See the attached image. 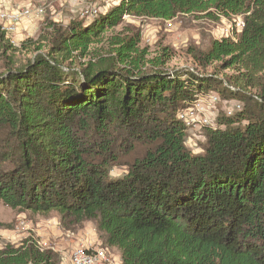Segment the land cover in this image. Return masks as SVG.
I'll list each match as a JSON object with an SVG mask.
<instances>
[{
  "label": "trees",
  "instance_id": "trees-1",
  "mask_svg": "<svg viewBox=\"0 0 264 264\" xmlns=\"http://www.w3.org/2000/svg\"><path fill=\"white\" fill-rule=\"evenodd\" d=\"M182 15L244 21L234 41L214 40L192 56L203 70L216 64L243 72L228 82L252 103L218 115L215 128L204 130L200 154L185 146L177 114L223 85L218 71L165 70L168 49L142 70L140 31H114L126 16ZM108 33L106 56L69 65ZM41 41L17 65L0 31V201L55 212L66 229L93 222L121 264H264V0H119L89 24H52ZM228 82L224 89L233 95ZM137 147L143 154L121 163L120 154ZM115 166L126 169L112 176ZM0 264L61 260L28 238L3 244Z\"/></svg>",
  "mask_w": 264,
  "mask_h": 264
},
{
  "label": "rangeland",
  "instance_id": "rangeland-1",
  "mask_svg": "<svg viewBox=\"0 0 264 264\" xmlns=\"http://www.w3.org/2000/svg\"><path fill=\"white\" fill-rule=\"evenodd\" d=\"M18 1L17 4L19 5ZM118 3L119 0H31L28 5L36 10L34 15L23 21L14 34L8 35L7 38L5 37L12 49H14L12 55L16 61L15 63L17 65L23 64L33 57V52H35V47H37L38 43L44 44V42H39V40L50 33L52 24L63 27L73 21L89 24L98 16L107 13ZM23 4L24 6L27 5L26 3ZM87 10L95 11L96 16L88 17L84 15ZM198 17L201 16L182 15L170 21H162L127 16L124 18L123 25L114 31L115 34H118L127 26L140 31L141 42L138 48L145 51L142 70H149L151 66H156V61L162 56V50L168 49L171 57L164 65L165 70H188L208 74L218 71L217 78L223 82V85L214 91L211 90L205 93H214L219 97V102H217L213 108V114H211V121L215 127L217 116L225 115V111L234 104H239L242 109L246 108V106H252V103L246 105L241 100L246 95L238 92V85L235 86L233 83L228 82L229 79L234 81V78L239 77L240 73L243 72H236V70L232 69L221 71L216 68V64H212L203 70L194 64L192 59L194 51H207L212 41L224 38L221 34L223 29L232 23V19L221 18L216 21ZM107 36H110V33L102 39V42L90 48V54L87 58L73 59L69 65L73 68H79L89 60V57L106 56V52L109 50ZM28 40L35 44L22 48V44ZM45 52L46 49H43L37 53L44 54ZM3 62L4 59L1 58L0 53V71L3 70ZM227 82L235 87V94L231 95L230 92L224 89V86H227L225 84ZM219 89H222L221 93L218 91ZM233 90L234 88L231 91ZM245 91L251 96L256 95L257 92L251 86H247ZM206 127L211 128L205 126L186 132L185 146L194 154L202 153L205 144L204 130ZM143 150L142 147H137L135 153L129 156H125L127 150H124L120 154L121 163L130 162L134 156L140 157L143 154ZM125 169L124 166H115L111 170V175L119 176L124 173ZM89 234H95L98 239V244L95 245L104 249L103 240L97 233L93 222H85L77 229H66L61 224L59 215L55 212L40 214L12 209L0 201V247L3 244L17 246L23 240L29 238L35 240L41 248L55 251L60 257L61 264H69V256L72 250L82 246L83 244H81L80 240L88 237ZM104 250L114 264L118 251L116 249Z\"/></svg>",
  "mask_w": 264,
  "mask_h": 264
},
{
  "label": "built area",
  "instance_id": "built-area-1",
  "mask_svg": "<svg viewBox=\"0 0 264 264\" xmlns=\"http://www.w3.org/2000/svg\"><path fill=\"white\" fill-rule=\"evenodd\" d=\"M35 11L29 5H18L17 0H0V31L4 33V37L7 38L8 35L14 34L21 23L31 18ZM84 15L92 17L93 15L96 16V12L87 10ZM231 19L232 23L223 29L221 34L224 38L234 41L243 29L244 21L242 16H235ZM217 102H219V97L216 94H201L190 107L178 112L177 118L183 124L185 133L199 127L209 126L215 128L211 121V114H213V108ZM240 109L239 104H234L225 111V115L231 116ZM69 264L113 263L102 247L86 244L72 250L69 256Z\"/></svg>",
  "mask_w": 264,
  "mask_h": 264
},
{
  "label": "crops",
  "instance_id": "crops-1",
  "mask_svg": "<svg viewBox=\"0 0 264 264\" xmlns=\"http://www.w3.org/2000/svg\"><path fill=\"white\" fill-rule=\"evenodd\" d=\"M23 1H25V2H23ZM30 1L31 0H19L18 2H19V5H23L24 6L23 3H26L28 5L30 3ZM80 242L83 245H86V244H94L95 245V244H98L97 243L98 242V239L95 236V234L94 235L93 234L92 235L89 234L88 237L83 238L82 240H80ZM62 264H68V263H62ZM114 264H121L119 252H118V256L114 259Z\"/></svg>",
  "mask_w": 264,
  "mask_h": 264
}]
</instances>
